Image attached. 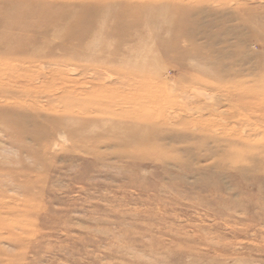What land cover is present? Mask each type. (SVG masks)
Returning <instances> with one entry per match:
<instances>
[{
  "label": "rangeland",
  "instance_id": "obj_1",
  "mask_svg": "<svg viewBox=\"0 0 264 264\" xmlns=\"http://www.w3.org/2000/svg\"><path fill=\"white\" fill-rule=\"evenodd\" d=\"M0 264H264V0H0Z\"/></svg>",
  "mask_w": 264,
  "mask_h": 264
},
{
  "label": "bare ground",
  "instance_id": "obj_2",
  "mask_svg": "<svg viewBox=\"0 0 264 264\" xmlns=\"http://www.w3.org/2000/svg\"><path fill=\"white\" fill-rule=\"evenodd\" d=\"M240 111V110H239Z\"/></svg>",
  "mask_w": 264,
  "mask_h": 264
}]
</instances>
